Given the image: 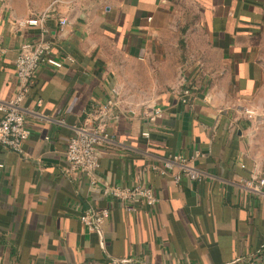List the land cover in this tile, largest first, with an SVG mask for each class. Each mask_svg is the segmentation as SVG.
Masks as SVG:
<instances>
[{
  "label": "crops",
  "instance_id": "crops-1",
  "mask_svg": "<svg viewBox=\"0 0 264 264\" xmlns=\"http://www.w3.org/2000/svg\"><path fill=\"white\" fill-rule=\"evenodd\" d=\"M0 33V99L18 88L23 43L44 33L64 63L38 67L23 151L0 142V264L264 256V186L246 184L264 178V0H0ZM110 98L118 106L104 118L110 138L92 184L69 171L67 145ZM198 150L201 181L152 168ZM137 184L160 202L137 199L131 212L105 192ZM102 208L110 218L89 231L81 214Z\"/></svg>",
  "mask_w": 264,
  "mask_h": 264
},
{
  "label": "built area",
  "instance_id": "built-area-1",
  "mask_svg": "<svg viewBox=\"0 0 264 264\" xmlns=\"http://www.w3.org/2000/svg\"><path fill=\"white\" fill-rule=\"evenodd\" d=\"M45 13L41 16L43 21ZM28 22V21H27ZM35 23V21H29ZM67 18H61V25L67 24ZM53 43L46 38L44 33L39 39L32 42H25L21 45L20 51L15 60L16 78L18 88L8 99H0V142L10 150L15 152L23 151V144L31 135V129L26 124L23 102L34 88L37 79V70L41 63H47L56 68L63 67V59L51 54ZM6 53L3 44V36L0 33V54ZM41 99L38 103L41 104ZM118 106L117 99H107L98 105L91 107L86 112V118L81 126L74 130L67 145V160L69 171L73 173H83L90 178L91 183H96L95 172L100 167V159L97 154L99 145H102L110 138L109 131L104 126V118L110 115ZM157 110L155 114H160ZM149 137V132L143 133ZM202 155L200 150L195 155L188 157L184 154H171L165 158L162 165L152 166L153 170L161 175H172L175 182H179L183 176L201 181L204 177L199 171L196 160ZM178 169L175 172V169ZM246 184L255 192H261L264 186V178L252 177ZM108 195L118 198L126 204L128 211H135L132 202L139 199L149 207H154L160 202V197L151 186L137 184L132 187H106ZM111 211L108 208L98 210H87L80 216L82 223L89 231H96L110 218ZM119 264H147L139 261L122 260ZM230 264H264V256L253 255L241 257Z\"/></svg>",
  "mask_w": 264,
  "mask_h": 264
},
{
  "label": "water",
  "instance_id": "water-1",
  "mask_svg": "<svg viewBox=\"0 0 264 264\" xmlns=\"http://www.w3.org/2000/svg\"><path fill=\"white\" fill-rule=\"evenodd\" d=\"M128 261H133L132 259H127Z\"/></svg>",
  "mask_w": 264,
  "mask_h": 264
},
{
  "label": "rangeland",
  "instance_id": "rangeland-1",
  "mask_svg": "<svg viewBox=\"0 0 264 264\" xmlns=\"http://www.w3.org/2000/svg\"><path fill=\"white\" fill-rule=\"evenodd\" d=\"M140 71V69H138Z\"/></svg>",
  "mask_w": 264,
  "mask_h": 264
}]
</instances>
